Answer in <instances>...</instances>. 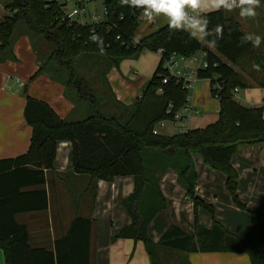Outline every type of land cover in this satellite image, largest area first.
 I'll use <instances>...</instances> for the list:
<instances>
[{
	"label": "trees",
	"instance_id": "obj_1",
	"mask_svg": "<svg viewBox=\"0 0 264 264\" xmlns=\"http://www.w3.org/2000/svg\"><path fill=\"white\" fill-rule=\"evenodd\" d=\"M103 3L107 17L94 28L64 20L66 4L56 0H7L5 4L9 15L0 23V64L17 59L14 44L18 37L29 35L36 51L39 48L33 40L40 35L54 42L56 48L44 54L30 80L47 71L53 79L64 84L65 95L76 106L79 100L90 101L81 119H66L46 101L30 96L24 85V115L33 130L30 146L23 154L0 159V248L5 251L6 264H90L92 219L75 217L67 234L55 241L54 250L31 247L27 227L15 219L16 214L48 208V194L43 186L46 171L53 168L57 144L61 140L72 143L75 173L105 181L124 175L134 177V191L124 200L132 223L123 227L116 237L143 241L152 264H155L154 252L158 247L188 253H246L252 264H264V213L247 208L239 200L238 171L231 164L239 146L264 143L263 107L246 106L232 92L236 87L247 85L235 66L252 54L255 47L251 42L241 43V37L246 34L223 8L206 13L209 29L218 24L223 26V37L217 40L215 48H209L187 31H170L168 24L137 41L134 37L142 9L122 6L119 0H104ZM93 34L103 39L102 45L90 39ZM160 48L163 49L160 63L142 96L129 107L121 106L119 114L112 117L102 113L97 96L87 92L89 81L94 80L83 72L84 63L96 65L105 60L107 66L101 74L105 77L123 59L137 58L146 50ZM39 50L41 54L44 52ZM200 50L207 52L208 66L198 70V77L211 79L214 96L217 92L214 84L221 85L218 120L204 128L172 135L154 134L157 123L173 119L174 113L187 103L189 95L182 82L174 78L162 84V76L168 73L164 68L165 60L173 54L190 57ZM55 60L60 63L52 69ZM89 68L91 76L93 66ZM160 87L162 93L158 92ZM170 105L171 114L167 112ZM116 114L122 119L116 118ZM195 154L201 155L206 165L226 175V187L234 203L250 214L248 236L237 235L218 220H214L211 227L203 226L197 216L193 233L172 224L157 243L149 236L150 223L167 206L160 180L168 169L175 170L178 182L193 198L195 213L199 205L213 213V209L195 195ZM33 186L39 188L26 189Z\"/></svg>",
	"mask_w": 264,
	"mask_h": 264
},
{
	"label": "crops",
	"instance_id": "obj_2",
	"mask_svg": "<svg viewBox=\"0 0 264 264\" xmlns=\"http://www.w3.org/2000/svg\"><path fill=\"white\" fill-rule=\"evenodd\" d=\"M6 3L7 0H0V23L9 15ZM256 11L258 15L255 18H241L238 8L226 10V15L237 20L245 34L264 38V0H260V7ZM167 24L163 16L158 17L154 23H148L141 16L134 38L139 41ZM24 39L29 52L24 61V80L20 81L8 74L12 68L16 70L21 67L19 45ZM14 52L16 60L9 59L0 64V159L16 157L29 149L33 130L24 115L25 84L30 96L46 101L60 117L78 120L84 116V112L65 95L64 84L53 79L49 72L44 71L30 80L42 60L37 58L36 54L39 53L33 49L29 35L18 37ZM160 60L161 54L158 51L146 50L137 58H125L118 67H112L104 79L113 106L119 109L121 106L129 107L140 98ZM181 60L187 66L194 65L187 59ZM253 65H258L259 70L254 69ZM235 68L247 83L245 87H238L237 100L246 106H262L264 109V39ZM205 81V84L198 86V79L190 95V104L199 113L192 112L183 120V124L187 125L180 132L204 128L218 120L220 103L212 95L210 79ZM166 131L161 133H177ZM231 164L238 171L239 200L247 208L264 213V143L239 146L232 156ZM194 167L195 195L209 205L213 213L202 205L197 207L195 213L193 198L178 182L175 170L168 169L160 180L167 206L154 217L148 227L152 240L157 243L172 224L187 233H193L195 216L203 226L211 227L214 220H218L237 235L248 236L251 229L250 214L234 203L226 187V175L206 165L198 154L194 155ZM43 187L48 194V208L15 215L16 221L27 227L31 247L54 250L55 241L67 234L75 217L82 216L93 220L90 264H152L143 241L116 237L123 227L132 223V217L124 206V200L134 191L132 175L117 176L112 181H105L96 180L88 174H77L73 171L72 143L61 140L57 144L53 168L46 171ZM35 188L39 186L26 189ZM154 259L155 264H252L246 253H188L166 247L156 248ZM0 264H6L5 251L1 248Z\"/></svg>",
	"mask_w": 264,
	"mask_h": 264
},
{
	"label": "clouds",
	"instance_id": "obj_3",
	"mask_svg": "<svg viewBox=\"0 0 264 264\" xmlns=\"http://www.w3.org/2000/svg\"><path fill=\"white\" fill-rule=\"evenodd\" d=\"M119 3L142 9L141 16L148 23H154L158 17L163 16L167 19L170 31H187L209 48H215L217 40L223 37V26L218 24L209 29L210 21L206 13L219 11L221 8L227 11L238 8L241 18H255L258 15L256 9L260 7V0H119ZM210 36L213 39L208 40ZM90 39L103 44V39L96 34ZM262 39L264 38L259 35L246 34L241 37V43L251 42L254 47H259ZM253 68L259 70L258 65H253Z\"/></svg>",
	"mask_w": 264,
	"mask_h": 264
},
{
	"label": "built area",
	"instance_id": "obj_4",
	"mask_svg": "<svg viewBox=\"0 0 264 264\" xmlns=\"http://www.w3.org/2000/svg\"><path fill=\"white\" fill-rule=\"evenodd\" d=\"M56 1L59 3L66 4L64 7L63 16H64V20L67 19L69 23L78 22L83 25L89 24L92 28H94L95 25L100 24L107 17V10L104 7V3H103L104 0H56ZM97 1H99L104 7V12L97 13L95 11H91V12L87 11L86 6L91 2H97ZM70 3L73 4V8L71 9L70 12H68L67 6ZM86 13H88V15L90 16L91 22H80L77 17L81 16L82 14L85 15ZM102 17H104L103 20H101ZM158 52L161 54V57H162L163 49L160 48ZM180 58L187 59L189 62L194 63V65L187 66L184 63L179 61ZM207 66H208V61H207L206 51L200 50L190 57H182V56L173 54L169 58H167L164 62V68L168 70V73L162 76V84H166L168 83L169 79L174 78L178 82L181 81L185 89L191 90L197 83L198 79H200L198 77V70H200L201 68H205ZM214 88L217 90L214 97L218 99L219 90L221 89L220 83L216 82L214 84ZM158 92L162 93L163 88L160 87L158 89ZM232 92H233L234 97L238 99L237 98L238 87L234 88ZM167 112L170 114L172 113V105H170ZM192 112L199 113V110L193 109V106L190 104V96L188 95L187 103L183 107H181L180 110L174 113L173 119L171 120L163 119L160 122H158L157 125L153 129V133L160 134L162 132V129L165 128L167 122L183 121L186 118H188V116H190Z\"/></svg>",
	"mask_w": 264,
	"mask_h": 264
},
{
	"label": "rangeland",
	"instance_id": "obj_5",
	"mask_svg": "<svg viewBox=\"0 0 264 264\" xmlns=\"http://www.w3.org/2000/svg\"><path fill=\"white\" fill-rule=\"evenodd\" d=\"M73 8V4L70 3L67 6V11L70 12L71 9ZM87 11H95L97 13H103L104 12V7L102 6V4L97 1V2H91L86 6ZM79 19L80 22H91L90 16L88 15V13H86L85 15H81L79 17H77ZM104 17L101 18V20H103ZM22 26H24L23 24L20 25V27L18 28V32H20L22 30ZM22 36V35H21ZM20 36V37H21ZM34 43L37 45V47L39 49H42L44 52L41 54V51L38 49L36 51H39V55L36 54L37 58H40L41 60H43L44 58V54H50L52 53V51L56 48V45L54 42L52 41H48L46 39H44L42 36L40 35H36L34 36ZM21 42V43H20ZM20 54H21V59L19 60V64L21 65V67H19V69L13 70V68L11 69V71H9V76L15 77L16 79H19L20 81H23V77H24V73L26 71V64H25V59L27 56V53L29 52L28 50H26L27 46H25V39L20 41ZM35 46V45H34ZM180 62H182L181 59H179ZM18 62V61H17ZM60 62L58 61H53V63L51 64V68L54 69L55 67H57L59 65ZM93 66L92 69V73L91 76H89L88 70L90 69L89 67ZM107 64L106 61H102L99 64H91L90 62H86L84 63L83 67V72H85L86 74H88V77H93L94 81H89L88 83V88H87V92L88 93H94L97 96V100L100 102V110L102 113H104L105 115H107L108 117H112L113 115H115V113L120 112V109L116 106H113L110 98L108 97L109 91L107 90L106 87V82L105 79L103 77L102 72H104L105 68H106ZM49 71V70H48ZM29 81V80H28ZM206 81L205 79H199V82L197 83L198 86H201L202 84H205ZM188 94L189 96L192 94V89L188 90ZM214 97V95H213ZM215 98V97H214ZM216 99V98H215ZM218 100V99H216ZM90 101H84V100H79L77 103L78 108L84 112L85 115V111L86 108L88 106ZM116 114V118L118 119H122L120 115ZM187 123H184L182 121H178V122H167L165 128H167L168 130H164L165 128L162 129L163 133L166 131V133H175V132H180L182 131V128L184 129L186 127Z\"/></svg>",
	"mask_w": 264,
	"mask_h": 264
}]
</instances>
